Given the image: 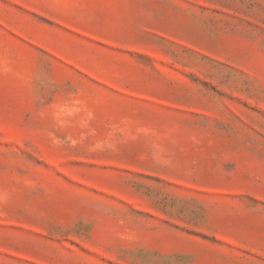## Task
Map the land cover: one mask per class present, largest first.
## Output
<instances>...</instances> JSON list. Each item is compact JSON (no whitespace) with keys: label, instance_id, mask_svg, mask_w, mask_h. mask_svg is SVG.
<instances>
[{"label":"rangeland","instance_id":"rangeland-1","mask_svg":"<svg viewBox=\"0 0 264 264\" xmlns=\"http://www.w3.org/2000/svg\"><path fill=\"white\" fill-rule=\"evenodd\" d=\"M0 264H264V0H0Z\"/></svg>","mask_w":264,"mask_h":264}]
</instances>
